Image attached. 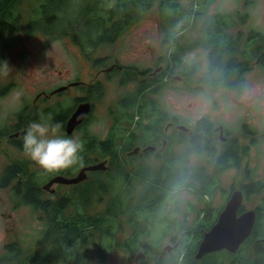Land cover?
<instances>
[{"label":"trees","instance_id":"16d2710c","mask_svg":"<svg viewBox=\"0 0 264 264\" xmlns=\"http://www.w3.org/2000/svg\"><path fill=\"white\" fill-rule=\"evenodd\" d=\"M25 1L30 3L31 9L34 8V3H39L38 7L35 6V15L33 16L32 12L26 22V35L39 34L58 40H69L80 50L85 62L90 63L93 70L111 67L107 66L109 57H101L97 54L102 48L115 44L131 26L140 22L144 14L151 10L157 11L161 26L167 28L161 47L167 48L169 55L168 58L160 57L156 68H161L158 74H154L156 69L151 71V69L117 63L112 65V73L107 74L114 77L121 76V86L136 80L140 81L138 93L129 94L115 103L114 108H110L109 116L112 114L111 119L114 120L115 126L104 139L91 135L89 131H83L84 136L79 139L82 144L79 154L97 153L109 157V161L115 167L112 174H109L112 166L108 165L105 174L102 172L93 174L97 176V182L92 183V177L78 187L65 186L69 190L65 194H61L62 190H59L56 197L43 200V185L38 181V174L28 170L27 164L13 163L3 170L0 176V189L11 190L16 201L15 208L23 205L30 207L34 213H43L44 217L42 219L40 217L39 220L44 223L45 228L41 232V238L37 240V251L31 249L26 251L18 242H12L5 245L4 253L0 256V264H50L51 262L86 264V261L92 257V251L88 247L97 238L96 233L105 231L111 238L116 220L125 212L128 215L127 225L133 233L129 239L121 242L118 248L126 252L144 253L157 264H264V231L261 228L263 207L261 206L255 209L258 220L253 234L244 242L250 244L253 257H247V250L243 248L244 252L242 249L235 254L222 251L209 254L200 261L196 260L195 253L203 234L215 224L225 205L223 204L218 210L213 207V192L220 188L218 184L220 177L228 169L240 165L238 140L230 143L221 142L222 149L219 150L215 146L220 145V140L219 137L214 139L216 131L210 119L202 117L194 126L181 125L179 118L170 116L156 99V95L165 86L170 85L172 81L175 82L173 76L181 72L189 85V90L192 88L194 92L199 90V86L192 87L196 68L182 70V66L188 63V52L196 49L205 50L209 63L204 75L198 79L199 85L208 87L213 85L214 88L224 86L241 90L246 72L250 71L247 69L250 63L247 58H242V55L246 57L245 53H241L244 52L242 48L246 50V46L242 45V39H234L228 30L234 28L237 21H244L243 17L239 18L238 14L233 16L210 13V7L216 0H193L190 10L182 8L179 0H0V67L6 58L3 50L12 47L9 43L12 39L13 44L17 41L13 35L19 32L16 12ZM198 5L199 10H196L194 7ZM199 24L200 35L191 42L187 32L190 28L196 31ZM151 73L152 81L149 77ZM15 86V83L1 86L0 95H6ZM104 92L101 83L91 88L84 100L91 105L88 116L94 114L95 102L103 99ZM77 104L69 108L58 103L42 112L35 110L36 106L31 110L25 108L16 114L20 125L16 123L11 127L0 128V141L9 138L14 147L24 152L22 137L30 124L48 122L53 126H63L64 129ZM23 122H26L27 127L21 133ZM87 122L88 120L83 124ZM170 126L173 127V131L166 138ZM180 126H185L189 131L179 130ZM243 130L246 136H255L248 130L247 124L243 126ZM16 134H21V138L18 139ZM186 137L188 139H185ZM253 143L256 144L255 141ZM137 147L144 148V151H152L145 149L155 147V150L152 151V155L135 156L133 153ZM180 147L181 152L176 153L175 149ZM243 150L245 153L250 151L247 146H244ZM129 151L132 153L128 158L131 162L144 158L151 160L154 155L161 166L151 168L141 164L137 166V170L131 169L130 173H126L122 156L125 155L127 159L126 155ZM205 154L212 165L211 174H208L204 168L190 167L188 162L191 155L199 157ZM80 159L81 161L68 169L52 174L46 173L50 175L49 178L55 174L66 177L75 175L81 166L90 164L87 161L82 162L85 157L80 156ZM231 159L234 165H231ZM248 173L246 179L249 177ZM107 174L109 176L103 180V175ZM132 176L137 179L136 181L141 180L148 185V189L138 196L136 202L132 197L134 182L133 179L131 180ZM121 178L127 183L126 191H121L119 188ZM258 183L252 181L241 186L244 201L250 196L260 194L262 184L258 185ZM182 189H188L196 194L199 200L204 202V206L198 208L197 205L189 204L187 213L182 214L180 219L176 194ZM102 194L111 196L105 210L107 213L106 215L97 213L92 216L89 213L92 201L101 203ZM229 197L230 195L226 199L228 200ZM171 201L176 204H171ZM69 207L74 208L73 216L65 218L64 214ZM245 210L247 209L243 202L240 213ZM192 213L195 219L190 224ZM144 223L149 225L140 228ZM157 226L165 227L163 237L170 235L172 246L178 245L172 252H163L159 256L153 253V245L146 240L150 239ZM188 231L190 233L187 234ZM175 233L173 237L172 234ZM184 233L185 237H177L178 234ZM191 235L193 237L189 241ZM161 239L155 240L156 246ZM110 243L108 245L112 247ZM140 244H144L145 247L139 248ZM224 254L230 256L226 263ZM144 263L145 261L142 260L141 264Z\"/></svg>","mask_w":264,"mask_h":264},{"label":"rangeland","instance_id":"374dc122","mask_svg":"<svg viewBox=\"0 0 264 264\" xmlns=\"http://www.w3.org/2000/svg\"><path fill=\"white\" fill-rule=\"evenodd\" d=\"M244 1L216 0L209 11L212 14L221 13L232 14L234 16L241 10V15L243 16L247 9L242 8V6H247ZM254 1V5H257L254 13L257 14L258 6H263L264 2L263 0ZM179 2L182 8L190 10L193 0H179ZM33 3L32 1L31 4ZM35 6L38 7L39 3H34V8L31 9L30 3L25 1L18 12L15 11L19 19V32L13 33V35H15L14 37L17 41L13 44L12 39L9 42L12 47L9 50H3L6 58L4 64L0 67V87L6 86L9 83H15L16 86L6 95H0V128L11 127L16 123L20 125L16 114L25 108L31 110L36 106L35 110L38 109V111L42 112L46 108L56 106L58 103H62L63 106L65 104L69 108L72 107L75 104L76 98H82L85 94L80 87L72 88L70 92L51 98L45 97L44 94L49 96L50 92L67 83L76 81L86 83L97 75L98 80L103 83L105 90L104 97L102 100L95 102V112L81 130L68 136L60 125L53 126L51 123H45L49 126L50 135L71 137L79 140L84 136L83 131L86 132L87 130L91 135L104 139L115 126L114 120L111 119L112 114L109 116L110 108H114V104L118 103L122 98L134 92L138 93L140 90L139 80L131 82L126 86L120 85L121 76H112L107 80V70L113 67L111 65L115 63L123 66H137L139 68L151 69V71L155 70L160 62V57L168 58L169 55L168 49L161 47L167 28L161 26L162 23H160L157 11H149L147 14H144L140 22L131 26L115 44L102 48L100 53L97 54L101 57H109L110 61L107 63V66L111 67L106 70L105 67L93 70L91 64L85 62L80 50L69 40H58L39 34L33 36L26 35V22L31 17L32 12L33 16L35 15ZM194 8L199 10V5ZM260 17H262L261 14ZM260 23L262 24L263 21H260ZM236 26L235 23V27L232 30H228V33L232 34L234 38H237L239 34ZM199 29L200 24L196 31L190 28L187 32L191 42L194 38L199 37ZM188 53V63L182 66V70L189 69L190 67L196 68L192 87L199 86V90L197 92H194L193 88L189 90L187 82L177 78L175 82L172 81L169 83L170 85L165 86L156 95V99L159 100L161 107L170 116H177L179 118L181 125L194 126L200 118L207 117L214 124V127L218 128L214 139H218V137L221 139L219 128L224 127L225 134L222 132L223 136L230 135L229 138L231 140L234 138L238 140L240 165L239 167L228 169L220 177L218 183L220 188L213 192L212 205L218 210L226 203L227 196L236 190H241L242 185L249 184L252 181L259 182L258 185L262 184L260 194L245 199L244 205L247 210L260 206L263 207L261 228L264 231V66L263 68L257 67L246 75V80L241 90L224 86H218V88H214L213 85H209V87L206 85L201 86L198 79L204 75L208 68L207 53L202 49H196ZM160 71L161 68H158L154 74H158ZM175 76H180V74H175ZM79 84L76 83L73 86ZM245 124H247L248 128L251 127L253 130L258 131L256 144L251 143L250 145L251 139L244 134L243 130ZM26 127V122H23L20 128L21 133L26 130ZM172 131L173 127L171 128L170 126V129L168 127L166 138ZM17 138L20 139L21 134ZM185 139H188V137ZM10 141L9 138H3L0 141V176L3 170L13 163L27 164L28 170L36 172L38 174V181L41 185H45L50 179V175L48 176L44 170L28 159L25 153L14 147ZM246 144L251 147L247 153L243 150ZM175 152L180 153L181 147L179 149L176 148ZM79 156L85 157V159H82V162L87 161V159L90 161L102 159L101 157H96L94 153L89 155L79 154ZM124 156H122V162L126 173H130L131 169L136 168L137 170V166L141 164H146L151 168H159L161 166V163L156 160L154 155L151 160L144 158L132 162H129V159H125ZM188 162L190 167L194 169L204 168L208 174H211L212 165L206 154L199 157L191 155ZM109 166H112V171L109 172V174H112L115 171V167L112 162L109 163ZM247 172H249V177L246 179ZM109 174L103 175V180ZM92 177V183L97 182V176L93 175ZM131 180L134 181L132 197L134 202H136L138 196L144 194L148 189V185L144 181H136L137 179H134L133 176ZM197 186H199L198 183ZM119 188L121 191L127 190L125 179H119ZM67 189L65 186L57 188L58 191L62 190L61 194L69 191ZM176 196V203H178V207L180 208V219H182V214L187 213V206L189 204L190 206L197 205L199 206L198 208L204 206V202L200 201L198 196L191 193L188 189H182ZM110 197V194L103 195L101 203L92 201L89 213L92 216L97 213H104L106 215L107 212L105 210ZM176 203L171 201L173 205ZM15 205L16 201L13 198L11 190L9 188L5 190L0 189V256L4 253L5 245L12 242H18L26 251L30 249L37 251V240L41 238V232L45 228L44 223L39 220L40 217L41 219L44 217L43 213H34L30 207L23 205L15 208ZM72 211H74V208L69 207L64 217H72ZM126 211L128 210L126 209ZM127 219L128 215L126 212L119 216L112 229L113 234L111 238L105 231L96 233L97 238L88 247L92 251V257L86 261V264H141L142 260L145 261L144 264H157L154 259H150L148 256L137 263L135 259L138 251L132 253L118 248V245L124 240L129 239L133 233L132 229L127 225ZM194 219L195 216L193 217L192 213L189 219L190 224L193 223ZM148 225L147 223L141 224L140 228ZM164 229V226H157L151 234L150 239H146L155 247L152 246V250L157 256L164 252L165 246L171 245L170 235L163 237ZM188 233L190 232L188 231ZM173 235L175 236L176 233ZM180 236L185 237L186 234L177 235L178 238ZM192 237L193 235L190 236L189 241L192 240ZM160 238L162 239L156 246L155 240ZM109 243L112 244V247H109ZM143 247L145 245L140 244L139 248ZM243 248L247 250V257L254 256L249 243L242 244L240 249L244 252ZM223 256L226 263L230 259V256L227 254ZM50 264L56 263L51 262Z\"/></svg>","mask_w":264,"mask_h":264},{"label":"water","instance_id":"95a60500","mask_svg":"<svg viewBox=\"0 0 264 264\" xmlns=\"http://www.w3.org/2000/svg\"><path fill=\"white\" fill-rule=\"evenodd\" d=\"M113 67L107 71H112ZM76 85V84H73ZM66 88H60L54 93H60ZM91 110L90 103H83L78 106L67 123V133L72 134L77 126L85 121ZM184 132L189 131L185 126L178 128ZM19 134H16L18 137ZM12 138V137H11ZM141 148L137 147L134 153L140 152ZM145 150H155V147H148ZM107 161L95 166H90L82 169L75 178H67L63 175L54 177L48 184L43 186L44 190L56 193L55 189L51 188L55 184L77 185L87 180V171H107ZM244 202V193L242 190H236L231 193L226 201L224 208L219 213L215 224L203 234L201 241L198 244L195 258L197 261L202 260L205 256L213 253L227 251L231 254L238 252L242 244L251 237L254 227L258 220V215L255 210H246L240 213V208ZM176 246L167 245L164 247L165 253H170ZM146 255L139 253L136 256V262L144 259Z\"/></svg>","mask_w":264,"mask_h":264},{"label":"flooded vegetation","instance_id":"af4514ba","mask_svg":"<svg viewBox=\"0 0 264 264\" xmlns=\"http://www.w3.org/2000/svg\"><path fill=\"white\" fill-rule=\"evenodd\" d=\"M263 2H264V0H263ZM244 3L247 5L246 7L245 6H242V8L244 9V8H247L246 9V11H245V13H244V15L242 16L241 14H242V11L240 10V11H238V15H240L239 16V18L242 16L243 17V19H244V21H242V22H236V27H237V31H238V36H237V38H234L233 37V35L232 34H230L234 39H242V41H243V46H246V50H243V48H242V51H244V52H241V53H245L246 54V57L245 56H243L242 55V58H247V60H248V62L250 63V65L249 66H247V69L248 70H250L249 72H246V75H247V73H250V72H252L253 70H255L257 67H262L263 68V66H264V4H263V6L262 5H260V6H258V13L257 14H255L254 13V10H255V8H256V6L257 5H254L255 4V1L254 0H245L244 1ZM260 14L262 15V17H260ZM236 17H238V16H236ZM238 19V18H237ZM260 21H263V23L261 24L260 23ZM233 29V28H232ZM232 29H230V30H232ZM255 46V47H254ZM241 58V57H240ZM116 64V63H115ZM113 65V64H112ZM111 65V66H112ZM105 70H106V68H105ZM107 74H108V72H106ZM109 73H112V71L111 72H109ZM104 74V73H103ZM150 76L149 77H151V81H152V73L151 74H149ZM246 75H245V79H244V81L246 80ZM112 76H109V75H107V80L108 79H110ZM173 78H174V80H177V78H180L181 80H184V77H182V74H180V76H173ZM179 79V80H180ZM76 83H80L79 85H77V86H73V84H76ZM101 82L98 80V76L96 75L95 76V78H91V80L90 81H88V82H86V83H84V82H81V81H76V82H71V83H67V84H65V85H62L61 87H59V88H57V89H55V90H53L52 92H50V94H48L49 96H46V94H44V96L45 97H47V98H51V97H53V96H56V95H59V94H64V93H67V92H70V90L72 89V88H75V87H80V88H82V90H83V93H85L84 94V96L82 97V98H76V100H75V103H78L77 104V107L75 108V110H74V112L76 111V109L78 108V106L79 105H81V104H83V103H85L84 102V100L86 99V97H87V95L89 94V92L91 91V88L94 86V85H96V84H100ZM71 84H72V86H71ZM101 84H103V83H101ZM129 85V84H128ZM60 88H66L65 90H63L62 92H60V93H54L56 90H58V89H60ZM242 89V88H241ZM64 106H65V104H64ZM73 112V113H74ZM90 118H91V115L90 116H88L86 119H85V121L86 120H90ZM68 121H69V119L67 120V122H66V124H65V128L63 129L64 130V132L66 133V135H68V136H71V135H73L76 131H78V130H81L82 128H83V125H85V124H83V123H81L79 126H77L76 128H75V130L73 131V133L72 134H68L67 133V123H68ZM62 128H63V126H61ZM224 130H223V129ZM217 129L218 128H216L215 127V131H217ZM221 130V131H220ZM223 130V131H222ZM248 130H250V132H252V133H254V135L255 136H253V137H250V139H251V142H250V145H251V143H253L254 141L256 142V137L258 136V131L257 130H253L251 127H249L248 128ZM87 131V130H86ZM88 132V131H87ZM222 132H224V134H225V128L224 127H220L219 128V135H221V139L219 138V140H220V145L219 146H215V147H218V149L219 150H221L222 149V144H221V142L222 143H230L231 141H233V140H236L235 138L234 139H230L229 137H230V135H227V136H223L222 135ZM263 137H264V135H263ZM249 139V140H250ZM250 145H248V144H246L245 146H247V147H249V148H251L250 147ZM144 148H142L141 150H143ZM131 151H129V153H127V159L129 158V154H131L132 155V153H130ZM152 153V151H140V152H138V153H133L135 156H145L146 154H151ZM89 154H91V153H88L87 155H89ZM95 155H96V157H101L102 159H100V160H96V161H90L89 159H87V161L88 162H90V164H87V165H84V166H81L80 168H79V170H78V172H77V174L82 170V169H84V168H86V167H90V166H95V165H98V164H100V163H102V162H105V161H107V166L109 165V163H110V161H109V157H107V156H104V155H98L97 153H94ZM152 155V154H151ZM107 159V160H106ZM126 159V158H125ZM131 159H133V158H131ZM129 162H131L130 161V159H129ZM234 162V161H233ZM232 162V159H231V161H230V163H231V165H234V163ZM109 167V166H108ZM234 168V167H233ZM99 172H102L103 174H105L106 173V171H95V172H93V171H87L86 172V174H87V180H85L84 182H86V181H89L91 178H92V176H93V174H95V173H99ZM77 174H75V175H69V176H67V178H75V176L77 175ZM57 175H61V174H55V175H53L48 181H47V183L46 184H48L54 177H56ZM64 176V175H63ZM66 177V176H65ZM84 182H81V183H79V184H77V185H64V184H55L54 186H55V188H54V186L51 188V190L52 189H55L56 190V193L54 194V193H52L51 191H47V190H44L43 189V191H44V198H43V200H51L52 198V196H57L58 194H59V192H58V190H57V188L59 187V186H67V187H69V188H75V187H78V186H80V185H83L84 184ZM45 184V185H46ZM44 186V185H43ZM256 209V208H255ZM255 209H252V210H255ZM246 211V210H245ZM256 211V210H255ZM258 215V214H257ZM180 237H182V236H180Z\"/></svg>","mask_w":264,"mask_h":264},{"label":"clouds","instance_id":"9594fccd","mask_svg":"<svg viewBox=\"0 0 264 264\" xmlns=\"http://www.w3.org/2000/svg\"><path fill=\"white\" fill-rule=\"evenodd\" d=\"M26 157L47 173L72 167L80 161L78 139L50 135L44 122H33L22 137Z\"/></svg>","mask_w":264,"mask_h":264}]
</instances>
